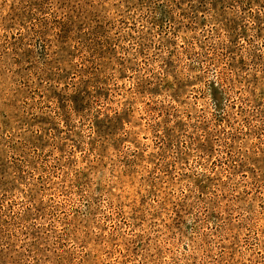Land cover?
I'll return each instance as SVG.
<instances>
[{"label":"rangeland","instance_id":"obj_1","mask_svg":"<svg viewBox=\"0 0 264 264\" xmlns=\"http://www.w3.org/2000/svg\"><path fill=\"white\" fill-rule=\"evenodd\" d=\"M0 264H264V0H0Z\"/></svg>","mask_w":264,"mask_h":264}]
</instances>
